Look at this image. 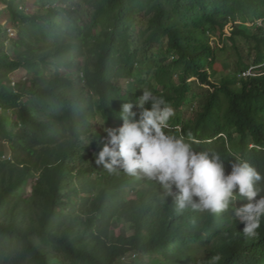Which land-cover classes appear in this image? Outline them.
<instances>
[{"label":"trees","instance_id":"trees-1","mask_svg":"<svg viewBox=\"0 0 264 264\" xmlns=\"http://www.w3.org/2000/svg\"><path fill=\"white\" fill-rule=\"evenodd\" d=\"M32 1L0 0V264H264V0Z\"/></svg>","mask_w":264,"mask_h":264},{"label":"rangeland","instance_id":"rangeland-1","mask_svg":"<svg viewBox=\"0 0 264 264\" xmlns=\"http://www.w3.org/2000/svg\"><path fill=\"white\" fill-rule=\"evenodd\" d=\"M22 1L23 0H15V5H17L18 10H22ZM27 2V9H23L26 13H31L34 10V7L32 6L33 1L32 0H24ZM238 23V22H235ZM235 23H229L225 29H224V36H229L232 30V26ZM260 24V23H259ZM250 25V24H246ZM0 42L4 43V50L7 53H10V46L9 43L7 42L8 38L12 37L14 35V30L12 29V26L10 24L9 20V15L6 9L5 5H0ZM223 36V38H224ZM221 38V39H223ZM221 39L212 36L210 38V45L214 46L219 45L222 47V42ZM243 56H246V50L241 49ZM222 56V55H221ZM225 61L223 62V58L220 59V63L217 65V71L218 72H228L231 70L233 67L235 57L232 56V54L229 52L225 54ZM25 77L23 71H17L16 73L10 75L11 80H23ZM217 80V79H216ZM216 80L211 79V82H216ZM25 88V85H22L18 91L22 92L24 91L23 89ZM17 92V90H16ZM152 152L156 153V157L159 160V166H158V174L162 177H170L174 174H179L180 172L184 171V166L181 163H177L176 161L172 160V158L169 156L168 153V147L166 145H157V146H151L150 147ZM7 145L5 144H0V158L6 157L7 155ZM26 194L29 193V188L26 187L25 189ZM28 192V193H27ZM114 227V234L117 235L119 233H124L125 235H130L131 230L129 229L128 225L122 224L121 222H114L113 225ZM125 264H161V261L154 257H148V256H143V257H137V258H125L124 260Z\"/></svg>","mask_w":264,"mask_h":264},{"label":"built area","instance_id":"built-area-1","mask_svg":"<svg viewBox=\"0 0 264 264\" xmlns=\"http://www.w3.org/2000/svg\"><path fill=\"white\" fill-rule=\"evenodd\" d=\"M12 85H13V83H12ZM3 158H5V157H3ZM9 159V158H8Z\"/></svg>","mask_w":264,"mask_h":264}]
</instances>
